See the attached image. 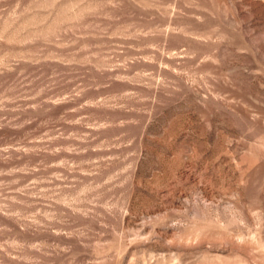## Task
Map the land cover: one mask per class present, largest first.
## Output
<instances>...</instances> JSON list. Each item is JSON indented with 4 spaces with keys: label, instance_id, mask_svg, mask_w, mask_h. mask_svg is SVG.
Segmentation results:
<instances>
[{
    "label": "rangeland",
    "instance_id": "rangeland-1",
    "mask_svg": "<svg viewBox=\"0 0 264 264\" xmlns=\"http://www.w3.org/2000/svg\"><path fill=\"white\" fill-rule=\"evenodd\" d=\"M0 264H264V0H0Z\"/></svg>",
    "mask_w": 264,
    "mask_h": 264
}]
</instances>
